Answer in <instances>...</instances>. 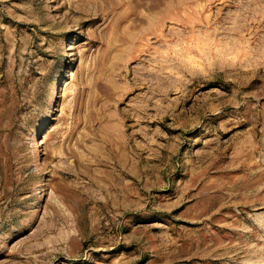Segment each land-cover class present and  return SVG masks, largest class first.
Listing matches in <instances>:
<instances>
[{
  "label": "rangeland",
  "instance_id": "374dc122",
  "mask_svg": "<svg viewBox=\"0 0 264 264\" xmlns=\"http://www.w3.org/2000/svg\"><path fill=\"white\" fill-rule=\"evenodd\" d=\"M0 264H264V0H0Z\"/></svg>",
  "mask_w": 264,
  "mask_h": 264
}]
</instances>
